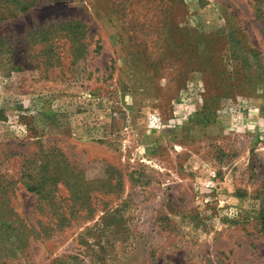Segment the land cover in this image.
I'll use <instances>...</instances> for the list:
<instances>
[{"label":"rangeland","instance_id":"374dc122","mask_svg":"<svg viewBox=\"0 0 264 264\" xmlns=\"http://www.w3.org/2000/svg\"><path fill=\"white\" fill-rule=\"evenodd\" d=\"M30 158L95 209L12 184L0 264H264V0H0V179Z\"/></svg>","mask_w":264,"mask_h":264},{"label":"trees","instance_id":"16d2710c","mask_svg":"<svg viewBox=\"0 0 264 264\" xmlns=\"http://www.w3.org/2000/svg\"><path fill=\"white\" fill-rule=\"evenodd\" d=\"M94 181H85L82 171L65 159H59L48 167L47 164H37L31 158L28 159V165L22 166L17 180L12 176L0 179V258L10 256L7 243L15 242L16 249L23 253L28 235L39 233L31 223L27 224V218H21L12 212L9 206L10 196L14 195L12 184L20 182L28 192H34L41 199L47 200L58 220L68 221L76 214L83 219L92 215L95 202L94 196L89 193V185ZM58 184L67 189L68 195H58ZM86 184L88 185L82 188Z\"/></svg>","mask_w":264,"mask_h":264},{"label":"built area","instance_id":"2783aa9c","mask_svg":"<svg viewBox=\"0 0 264 264\" xmlns=\"http://www.w3.org/2000/svg\"><path fill=\"white\" fill-rule=\"evenodd\" d=\"M151 123H154V120H152Z\"/></svg>","mask_w":264,"mask_h":264}]
</instances>
